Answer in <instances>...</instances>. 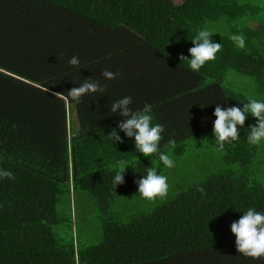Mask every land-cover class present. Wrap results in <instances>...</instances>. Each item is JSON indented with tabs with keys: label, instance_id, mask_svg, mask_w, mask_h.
<instances>
[{
	"label": "trees",
	"instance_id": "16d2710c",
	"mask_svg": "<svg viewBox=\"0 0 264 264\" xmlns=\"http://www.w3.org/2000/svg\"><path fill=\"white\" fill-rule=\"evenodd\" d=\"M204 26L222 49L196 73L181 57ZM89 79L105 90L73 100ZM124 96L134 111L153 105L160 151L191 145L205 162L176 175L118 128L113 145L125 118L111 105ZM248 96L264 100V0H0V170L14 175L0 181V264H264L237 252L230 229L248 208L264 212V144L247 143L256 120L223 150L212 131L217 104ZM119 160L130 166L115 188ZM147 167L168 176L154 206L138 196ZM79 210L97 212L96 235L83 238Z\"/></svg>",
	"mask_w": 264,
	"mask_h": 264
},
{
	"label": "clouds",
	"instance_id": "9594fccd",
	"mask_svg": "<svg viewBox=\"0 0 264 264\" xmlns=\"http://www.w3.org/2000/svg\"><path fill=\"white\" fill-rule=\"evenodd\" d=\"M214 34H217L216 30L207 26L197 30L191 40L194 46L188 50L190 58L181 57V60H188L190 71L199 73L207 62L216 59V54L222 49V43L215 42ZM230 39L238 49H245L246 41L243 34H233ZM68 64L78 69L80 67L79 57H71ZM101 75L105 79L111 80L116 78L117 73L104 70ZM104 90L99 81L89 79L79 87H73L68 95L73 100H79L85 95L102 93ZM132 103L131 96H124L111 105V112H119V115L125 119L118 122L117 127L113 128L107 136L113 145L123 143V139L117 131L118 128L125 134V137L133 139L136 152L142 153L148 158L157 154L159 161L166 169L175 168V160L172 156L160 151L162 133L165 129L163 125L153 123V105L145 102L142 109L134 111L131 107ZM213 115L216 117L213 121V137L220 150H223L226 144L239 140L238 129L245 127V121L249 116L255 118L256 123L247 127L250 129L247 143L253 146L264 144V100L248 96L247 102L243 103V108L239 106L225 108L217 104ZM169 144L174 147L175 140H170ZM129 166V162L125 160H119L113 166L115 188L118 184L124 183L125 170ZM5 178L14 179V175L10 170H0V181ZM136 184L138 196L141 199L155 202L168 196V176L160 174L156 167H147L146 174L142 175ZM230 229L235 235V246L239 254L256 261H264V212L250 207L239 220L231 223Z\"/></svg>",
	"mask_w": 264,
	"mask_h": 264
},
{
	"label": "rangeland",
	"instance_id": "374dc122",
	"mask_svg": "<svg viewBox=\"0 0 264 264\" xmlns=\"http://www.w3.org/2000/svg\"><path fill=\"white\" fill-rule=\"evenodd\" d=\"M173 1L175 3H179L182 0H173ZM251 25L254 26V27L258 26L256 23H252ZM234 81H236V80L234 79ZM238 82L241 83V80L238 79ZM188 142H189V144H191L193 142V140H189ZM171 154H172V157L174 159H176V158L179 159V161L177 163H175V165L180 168V169H176L177 170L176 173H175L176 175H177V172H179L180 174H191L193 171H195L196 165L194 164V159L197 162H205L203 160L204 156L200 155L201 153H198V152L195 153V151L193 150V146H191V145H190L189 151L184 153V154H179L178 152L176 153L174 151H172ZM161 201L162 200L158 199L153 204V206L157 205V204H160ZM145 206H147V205H145ZM89 207L90 206H87L86 204H84V208H86V210H88ZM62 211L64 212L65 209H63ZM79 213H81V215L79 214V216H81V218H82V229L83 230L81 229V232H82L83 238H87L91 234L96 235V232L98 231V227H99L98 226L99 217H98L97 212L96 211L94 212V211L90 210V212L86 213L87 216L84 215L83 210L81 212L79 210ZM58 231H59V233H60V235L62 237L67 236L66 231L64 230V228L60 227V228H58ZM98 241H99V238L93 237L91 239V244L97 243Z\"/></svg>",
	"mask_w": 264,
	"mask_h": 264
}]
</instances>
